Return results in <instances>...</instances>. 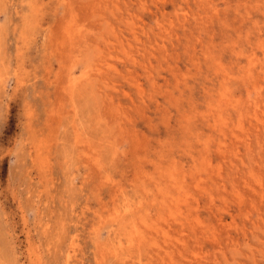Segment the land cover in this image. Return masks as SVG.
Here are the masks:
<instances>
[{
  "label": "rangeland",
  "instance_id": "374dc122",
  "mask_svg": "<svg viewBox=\"0 0 264 264\" xmlns=\"http://www.w3.org/2000/svg\"><path fill=\"white\" fill-rule=\"evenodd\" d=\"M0 264H264V0H0Z\"/></svg>",
  "mask_w": 264,
  "mask_h": 264
}]
</instances>
